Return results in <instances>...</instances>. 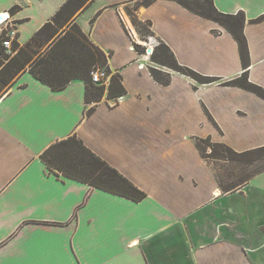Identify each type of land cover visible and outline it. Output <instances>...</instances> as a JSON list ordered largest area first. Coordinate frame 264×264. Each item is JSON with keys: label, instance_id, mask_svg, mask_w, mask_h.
Instances as JSON below:
<instances>
[{"label": "crops", "instance_id": "1", "mask_svg": "<svg viewBox=\"0 0 264 264\" xmlns=\"http://www.w3.org/2000/svg\"><path fill=\"white\" fill-rule=\"evenodd\" d=\"M67 1L0 0V14L9 13L22 47ZM137 1L91 0L72 18L107 56L100 102L86 103L81 80L55 91L27 69L0 95V264H264V170L224 192L212 165L229 163L204 160L195 145L264 146V100L223 85L246 72L264 90V21L252 23L264 0H212L220 13L244 14L247 68L226 28L172 1L136 11L151 23L142 40L126 15ZM159 42L180 66L216 81L198 84L134 48ZM116 75L126 92L119 103L106 96ZM72 135L146 197L135 202L50 169L41 155Z\"/></svg>", "mask_w": 264, "mask_h": 264}, {"label": "trees", "instance_id": "2", "mask_svg": "<svg viewBox=\"0 0 264 264\" xmlns=\"http://www.w3.org/2000/svg\"><path fill=\"white\" fill-rule=\"evenodd\" d=\"M91 0H68L54 15L52 20L38 30L31 40L20 47L13 42L11 52L15 55H6L5 49L0 41V82L7 85L18 73L28 72L41 83L47 85L52 90H62L73 80H81L86 87L85 101L98 103L105 93L103 86L92 83L90 72L94 67H107V56L99 48L93 45L80 28L72 23V18L80 12ZM156 0H138L133 6V11L140 7H148ZM177 3L189 12L222 25L236 40L244 68L248 67L247 46L243 35L245 17L242 12L236 15L223 14L216 10L212 0H168ZM133 12V13H134ZM135 18V17H133ZM264 21V15L253 20L252 23ZM138 33L141 28L148 35L151 34L150 21L141 22L135 18L134 24ZM66 26V30H62ZM62 30V31H61ZM142 40H146L144 35H140ZM45 47V50L42 49ZM138 53H143V48L134 45ZM152 49V48H151ZM42 51V52H41ZM152 63L167 67L186 77L191 78L198 84H210L216 79L205 77L187 67L180 66L173 53L162 42L154 48L150 57ZM12 67L15 68L13 71ZM12 69V71L10 70ZM8 71V74H7ZM153 79L162 85H168L170 75L162 73L153 68H149ZM4 77V78H3ZM10 78V79H9ZM119 75L111 78L107 91V98H118L126 92L120 83ZM4 85V86H5ZM224 86H234L256 94L264 100V90L248 81L247 73H243L239 78L233 79ZM94 107L85 112L89 116ZM195 145L201 157L208 160L226 161L229 164L247 167L251 166L257 158L256 155L264 152V146L237 153L224 144L211 143L209 139H196ZM210 153H206V149ZM41 159L50 168L54 169L65 177L87 184L92 188H97L115 195H119L139 202L146 197V194L135 187L130 181L124 178L116 169L109 166L105 161L96 156L82 141L72 135L64 140L54 143L41 155ZM264 170L235 175L228 174L227 180L234 181L223 184L216 176L219 186L224 192L243 185L257 173Z\"/></svg>", "mask_w": 264, "mask_h": 264}, {"label": "rangeland", "instance_id": "3", "mask_svg": "<svg viewBox=\"0 0 264 264\" xmlns=\"http://www.w3.org/2000/svg\"><path fill=\"white\" fill-rule=\"evenodd\" d=\"M133 12H134L133 11V5L128 6L127 9H126V15H127V17L129 18V20L131 21L132 24H134L135 18H137L136 11L134 13ZM133 17H135V18H133ZM65 29H66V26L63 27L62 30H65ZM139 30L141 32L139 34V36L142 34V35H144L145 39L148 40V36L149 35L146 32H144L143 28H141ZM152 44L153 45H151V47H154L155 43H152ZM151 47H149L148 50H147V48L143 49L144 50L143 54H144L145 51H147V53L149 55L150 54L149 50L151 49ZM44 50H45V47L42 49V51H44ZM6 55H8V54L6 53ZM13 55H15V54L12 53L11 55H8V56L11 57ZM12 69H13V71L15 70L14 67H12ZM12 69L11 70L9 69V70L12 71ZM7 74H8V71H7ZM4 85L5 84L3 82H0V95L3 94V92L5 90V86L6 85L5 86ZM206 153H209L208 149H206ZM255 158H257V160L251 166H247V167H242V166H237V165H232V164H225L223 162H220V163H214L212 165V168H214L215 174L218 176L219 180L222 181L223 184H226V183H229L231 181H234V178H235V176H234L232 179L227 180L228 174L234 173L235 175H237V174L239 175V173L244 172V174L248 175L249 173L257 172V171H260L262 168H264V152L260 153L259 155H256Z\"/></svg>", "mask_w": 264, "mask_h": 264}, {"label": "built area", "instance_id": "4", "mask_svg": "<svg viewBox=\"0 0 264 264\" xmlns=\"http://www.w3.org/2000/svg\"><path fill=\"white\" fill-rule=\"evenodd\" d=\"M4 15H6L7 17L4 20L0 21V34H1L0 41L6 53L11 55L13 53L11 52V49L13 46V42L15 41L17 32L13 27L8 28L7 23L10 19L9 13L6 12L3 14H0V17ZM151 54L148 55L147 51H145L143 55L150 57ZM90 76H91L92 83L99 85V86H103V87L107 86L108 73L105 68L94 67L92 71L90 72ZM120 101H121V98L118 97L116 99V102L119 103Z\"/></svg>", "mask_w": 264, "mask_h": 264}, {"label": "bare ground", "instance_id": "5", "mask_svg": "<svg viewBox=\"0 0 264 264\" xmlns=\"http://www.w3.org/2000/svg\"><path fill=\"white\" fill-rule=\"evenodd\" d=\"M6 17H7L6 15L1 16V17H0V21H1V20H4ZM9 17H10V16H9ZM146 48H147V46H146ZM152 50H153V49H152ZM152 50H151V49L149 50L150 54H151Z\"/></svg>", "mask_w": 264, "mask_h": 264}, {"label": "water", "instance_id": "6", "mask_svg": "<svg viewBox=\"0 0 264 264\" xmlns=\"http://www.w3.org/2000/svg\"><path fill=\"white\" fill-rule=\"evenodd\" d=\"M153 51V50H152Z\"/></svg>", "mask_w": 264, "mask_h": 264}]
</instances>
